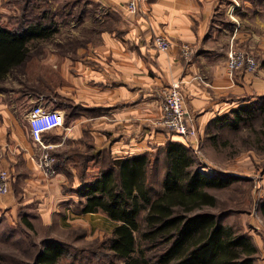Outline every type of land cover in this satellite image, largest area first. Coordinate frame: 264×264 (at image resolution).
<instances>
[{
  "label": "crops",
  "instance_id": "0c3cea01",
  "mask_svg": "<svg viewBox=\"0 0 264 264\" xmlns=\"http://www.w3.org/2000/svg\"><path fill=\"white\" fill-rule=\"evenodd\" d=\"M85 1L103 11L91 13L101 25L95 42L69 53L47 51L27 62L57 63L54 104L45 103H53L48 98V89H53L49 80L39 97L41 105L63 116V125L46 132L44 140L62 154L64 163L71 151L80 158L106 151L113 159L158 155L162 164L165 143L180 141L156 123L163 92L172 82H180L204 139L212 137V129L228 126L240 106L264 104V0H144L134 15L126 10L128 0ZM155 34L170 40L167 51L154 47ZM183 44L191 48L188 59L182 57ZM231 47L252 51L259 69L231 76L226 67ZM4 128L0 126L1 141ZM8 136L0 150V167L10 165L14 173L12 190L0 197V211L13 213L20 200L35 199L49 219L58 199L68 193L43 176L36 161L38 149L25 134L11 128ZM85 173L91 175L87 169ZM58 180L64 184L67 174ZM253 239L259 253L254 264H264V240L258 234Z\"/></svg>",
  "mask_w": 264,
  "mask_h": 264
},
{
  "label": "rangeland",
  "instance_id": "374dc122",
  "mask_svg": "<svg viewBox=\"0 0 264 264\" xmlns=\"http://www.w3.org/2000/svg\"><path fill=\"white\" fill-rule=\"evenodd\" d=\"M98 11L103 12L85 0H0V25L21 27L19 24H26L46 13L43 22L51 27L53 34L32 47L33 56L40 57L52 50L69 53L77 47L95 42L96 31L101 25L95 23L91 13ZM82 13L83 16H80ZM56 64L28 63L24 71L11 73L0 84V109H3L0 111V126L5 127L0 150L2 144L8 143V130L11 128H15L17 134H25L28 141L33 143L26 113L30 107L41 103L39 96L48 80L53 84V89H48V98L53 103H45H48L47 107L54 104ZM256 107L259 105L256 104ZM210 134V139L202 137L203 162L193 153L198 170L204 165L214 168L215 174H234L237 177L225 187L210 189L217 198L213 210L224 212L222 222L231 225L237 232L247 233L253 241V236L257 234L264 240V218L259 212L264 199V111H257L249 122L212 129ZM107 155L101 153L99 160ZM71 156L66 163L60 162L56 175L49 178L51 185L54 183L59 188L61 185L62 192L68 193L58 199L49 219H46L48 217L44 212H40L41 206L35 199L27 203L20 200V206L13 213L0 211V264H30L36 249L52 240L62 242L66 250L59 264H122L107 248L106 240L116 222L102 212L93 215L79 212V199L83 197L74 191L80 181L73 177H80L85 161L77 151H71ZM4 167H8L11 173L10 165ZM89 167L92 169L88 170ZM72 168L75 172L71 171ZM93 168L94 162L90 161L85 170L93 174L96 170ZM159 169L150 171L149 181L153 192L161 187L163 163ZM64 173L67 180L60 184L58 176Z\"/></svg>",
  "mask_w": 264,
  "mask_h": 264
},
{
  "label": "trees",
  "instance_id": "16d2710c",
  "mask_svg": "<svg viewBox=\"0 0 264 264\" xmlns=\"http://www.w3.org/2000/svg\"><path fill=\"white\" fill-rule=\"evenodd\" d=\"M43 14L21 27L0 25V84L11 73L24 71L33 57L32 47L53 34ZM257 111H264V104H244L227 124L249 122ZM163 150L161 187L154 192L149 175L151 170H160L158 155L152 158L141 153L118 159L107 155L99 160L106 153L101 151L81 157L85 162L80 185L74 190L83 197L79 212H102L116 222L106 240L110 253L122 264H254L257 248L250 235L224 224V212L213 210L217 198L210 189L225 187L237 177L205 175L181 141L169 140ZM52 153L58 169L62 154ZM88 161L96 168L91 175L85 173ZM259 212L264 218V199ZM64 255L63 243L52 240L36 249L30 264H59Z\"/></svg>",
  "mask_w": 264,
  "mask_h": 264
},
{
  "label": "built area",
  "instance_id": "2783aa9c",
  "mask_svg": "<svg viewBox=\"0 0 264 264\" xmlns=\"http://www.w3.org/2000/svg\"><path fill=\"white\" fill-rule=\"evenodd\" d=\"M143 1L128 0L125 5L126 10L132 15L139 13ZM153 45L158 51H167L170 48V40L164 34H155ZM181 54L184 59H188L192 54L190 46L183 44ZM226 67L231 76L237 72L254 73L259 68V62L252 51L231 47L227 53ZM28 123L30 137L38 149L37 164L45 178H52L57 173L55 167L57 159L52 153L51 145L45 142L44 134L62 126L63 116L55 109L36 104L29 113ZM156 123L167 131L177 134L180 141L200 158L201 163L203 162L202 135L196 124L195 115L189 111L185 104L184 93L179 81L172 82L164 90L161 115L156 119ZM199 171L205 175L215 174L214 168L204 165L199 168ZM11 185L12 176L9 169H0V196L8 194Z\"/></svg>",
  "mask_w": 264,
  "mask_h": 264
}]
</instances>
